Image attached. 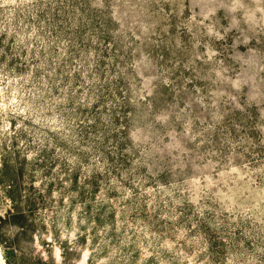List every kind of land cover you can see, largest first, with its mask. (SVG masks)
<instances>
[{
	"label": "clouds",
	"instance_id": "clouds-1",
	"mask_svg": "<svg viewBox=\"0 0 264 264\" xmlns=\"http://www.w3.org/2000/svg\"><path fill=\"white\" fill-rule=\"evenodd\" d=\"M0 264H264V0H0Z\"/></svg>",
	"mask_w": 264,
	"mask_h": 264
}]
</instances>
